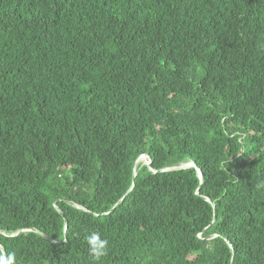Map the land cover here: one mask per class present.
I'll list each match as a JSON object with an SVG mask.
<instances>
[{"label":"trees","instance_id":"trees-1","mask_svg":"<svg viewBox=\"0 0 264 264\" xmlns=\"http://www.w3.org/2000/svg\"><path fill=\"white\" fill-rule=\"evenodd\" d=\"M258 184L264 0H0L5 261L264 264Z\"/></svg>","mask_w":264,"mask_h":264},{"label":"clouds","instance_id":"clouds-1","mask_svg":"<svg viewBox=\"0 0 264 264\" xmlns=\"http://www.w3.org/2000/svg\"><path fill=\"white\" fill-rule=\"evenodd\" d=\"M258 188L264 187V184H258ZM86 243L88 246V255L94 261H100L106 254L108 240L102 238L99 232H92L86 237ZM15 254L11 253L7 257V261L3 257H0V264H14Z\"/></svg>","mask_w":264,"mask_h":264},{"label":"water","instance_id":"water-1","mask_svg":"<svg viewBox=\"0 0 264 264\" xmlns=\"http://www.w3.org/2000/svg\"><path fill=\"white\" fill-rule=\"evenodd\" d=\"M143 157V160L141 161L142 163H144V164H146L147 166H149V163H150V160L148 159V157L146 156V155H140V156H138V158L139 157ZM137 158V159H138ZM136 159V160H137ZM188 166H195V164L192 162V161H187V162H179V163H176V164H173V165H170V166H167V167H165V168H163V169H161V170H165V169H182V168H185V167H188ZM198 170V175H199V178L200 179H202V174H201V172H200V170L199 169H197ZM154 171V170H153ZM131 188V187H130ZM129 188V189H130ZM197 192V191H196ZM207 200H208V198H206ZM122 200V198L116 203V204H118L120 201ZM69 203L71 204V205H74L75 206V204L73 203V202H70L69 201ZM115 204V205H116ZM115 207V206H114ZM215 218V214L213 213V219ZM31 230H33V231H36V232H39L37 229H35V228H31ZM40 233V232H39ZM209 237H211V236H207L206 238H209ZM0 249H1V251L4 253V249H3V247L0 245ZM230 264H232V260H231V263Z\"/></svg>","mask_w":264,"mask_h":264},{"label":"bare ground","instance_id":"bare-ground-1","mask_svg":"<svg viewBox=\"0 0 264 264\" xmlns=\"http://www.w3.org/2000/svg\"><path fill=\"white\" fill-rule=\"evenodd\" d=\"M140 159L143 160V157H139V158L137 159V161L140 160Z\"/></svg>","mask_w":264,"mask_h":264}]
</instances>
